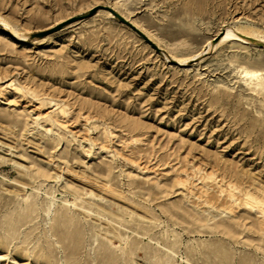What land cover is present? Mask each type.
Instances as JSON below:
<instances>
[{
	"label": "rangeland",
	"instance_id": "374dc122",
	"mask_svg": "<svg viewBox=\"0 0 264 264\" xmlns=\"http://www.w3.org/2000/svg\"><path fill=\"white\" fill-rule=\"evenodd\" d=\"M0 17V264H264V0Z\"/></svg>",
	"mask_w": 264,
	"mask_h": 264
},
{
	"label": "bare ground",
	"instance_id": "6f19581e",
	"mask_svg": "<svg viewBox=\"0 0 264 264\" xmlns=\"http://www.w3.org/2000/svg\"><path fill=\"white\" fill-rule=\"evenodd\" d=\"M108 17H114V14L112 11H107L106 13ZM0 28L8 30L10 34L12 35L13 38H19V37H25L26 34H23L19 32L17 29H14L5 19L0 17ZM253 31V30H252ZM250 30H239L235 28H230L226 27L222 31L219 39L217 41H210L208 44L204 47L203 51L201 54L195 55L194 57L191 58H180V59H175L179 64H187L189 61L194 60L196 58H200L203 54L207 53L209 49L214 48L221 43L228 42L231 40H241L242 42H252L253 44H259L264 46V39L260 37L256 32H252ZM27 33V32H26ZM263 42V43H261ZM168 59V57H167ZM249 74V73H246Z\"/></svg>",
	"mask_w": 264,
	"mask_h": 264
},
{
	"label": "water",
	"instance_id": "95a60500",
	"mask_svg": "<svg viewBox=\"0 0 264 264\" xmlns=\"http://www.w3.org/2000/svg\"><path fill=\"white\" fill-rule=\"evenodd\" d=\"M113 13L120 19V20H122L123 22H125V23H127V24H129L132 28H134V29H137L136 28V26H134V24H132L131 22H129L128 20H126L123 16H121L118 12H115V11H113ZM138 30V29H137ZM8 32V31H7ZM9 34H10V32H9ZM11 35V34H10ZM36 36H41V35H44V32H40V33H37V34H35ZM12 36V35H11ZM146 37V36H145ZM148 39V38H147ZM149 41H150V39H148ZM152 43V42H151ZM153 45H154V43H152ZM155 48H157V49H159L160 50V48L159 47H157L156 45H155ZM177 62V61H176ZM178 63V62H177Z\"/></svg>",
	"mask_w": 264,
	"mask_h": 264
}]
</instances>
